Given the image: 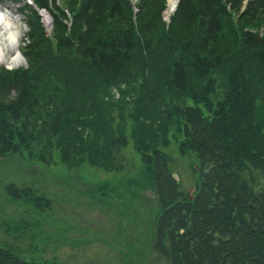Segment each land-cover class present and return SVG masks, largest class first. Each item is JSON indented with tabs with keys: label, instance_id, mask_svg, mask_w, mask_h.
Masks as SVG:
<instances>
[{
	"label": "trees",
	"instance_id": "16d2710c",
	"mask_svg": "<svg viewBox=\"0 0 264 264\" xmlns=\"http://www.w3.org/2000/svg\"><path fill=\"white\" fill-rule=\"evenodd\" d=\"M69 1L70 29L57 7L52 40L34 12L22 50L28 66L0 67V158L26 145L51 162L57 148L65 162L83 151L119 170L129 137L115 118L131 119L129 136L142 146L159 203L154 248L174 264H264V184L255 187L253 176L264 175V30L254 31L264 0L242 11L244 0H180L167 24L165 0H141L159 3L151 20L131 16L129 0ZM120 18L125 26L115 25ZM124 84H132L130 100ZM171 136L198 156L192 197L160 147ZM5 187L15 199L25 191ZM0 264L66 263L0 245Z\"/></svg>",
	"mask_w": 264,
	"mask_h": 264
},
{
	"label": "rangeland",
	"instance_id": "374dc122",
	"mask_svg": "<svg viewBox=\"0 0 264 264\" xmlns=\"http://www.w3.org/2000/svg\"><path fill=\"white\" fill-rule=\"evenodd\" d=\"M69 2L63 0L62 6L71 7ZM5 3L16 9L22 21L27 23L29 19L24 0H5ZM140 3L143 2L132 0L129 13L136 17L141 12L151 20L150 15L159 7V3ZM246 4L247 0H244L239 10L242 11ZM29 5L34 6L31 0ZM165 9L162 21L167 24L175 13L169 14ZM42 12L45 16L41 17L44 32L52 39L54 29L50 14L46 10ZM229 13L236 17L235 11L229 10ZM67 17L65 24L70 29L72 17L69 14ZM115 25L125 26L126 22L122 18ZM28 28L25 30L23 27L25 33L29 31ZM261 29L264 30V22L254 31ZM25 33L20 39V52L31 42ZM27 64L24 58L22 65L11 69L26 67ZM4 65L0 63V67L11 70ZM121 89L126 91L124 96L129 100L135 94L132 84H124ZM112 92L116 97L122 94L116 87ZM209 106L213 111L219 104H207L202 111L207 113ZM115 123H118V128L123 124V134L127 133L129 137L120 151L122 162L118 164L119 170H113L114 162L110 158L106 159V167L91 161L83 151L74 153L72 161L65 162L57 148L52 150L51 162L40 157L37 146L26 145L0 158L2 247L28 260L51 263L174 264L154 248V222L159 203L151 177L152 170L141 159L142 146L138 147L139 144L129 136L132 120L124 121L117 116ZM235 136L232 135V138ZM52 137V144L55 145V137ZM177 137L171 136L170 144L160 147L174 159L171 169L181 191L194 194L200 176L198 156L194 151H181ZM75 162H79V165H75ZM253 176L255 187L264 184V175L259 171L254 170ZM7 183L24 188L22 196L12 198L5 187Z\"/></svg>",
	"mask_w": 264,
	"mask_h": 264
},
{
	"label": "clouds",
	"instance_id": "9594fccd",
	"mask_svg": "<svg viewBox=\"0 0 264 264\" xmlns=\"http://www.w3.org/2000/svg\"><path fill=\"white\" fill-rule=\"evenodd\" d=\"M18 23L23 24L24 29L27 30L28 25L20 19V14L8 7L5 0H0V38L16 41L20 34V29L17 27ZM4 66L13 67L11 63H6Z\"/></svg>",
	"mask_w": 264,
	"mask_h": 264
},
{
	"label": "bare ground",
	"instance_id": "6f19581e",
	"mask_svg": "<svg viewBox=\"0 0 264 264\" xmlns=\"http://www.w3.org/2000/svg\"><path fill=\"white\" fill-rule=\"evenodd\" d=\"M168 11L173 9L175 4L178 2L177 0H168ZM10 7V6H8ZM11 8V7H10ZM14 12H17L16 9L11 8ZM21 19V16H20ZM22 20V19H21ZM17 27L20 29V34L16 41H10L5 38H0V63H11L13 66L22 65L24 62L23 56L20 52L21 46V37L25 33V30L21 26V24H17ZM13 53H15L13 55Z\"/></svg>",
	"mask_w": 264,
	"mask_h": 264
}]
</instances>
